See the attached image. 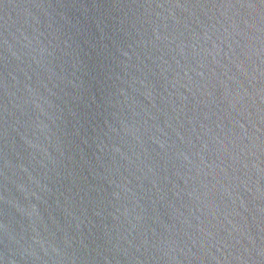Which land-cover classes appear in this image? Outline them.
Listing matches in <instances>:
<instances>
[{
  "label": "water",
  "instance_id": "water-1",
  "mask_svg": "<svg viewBox=\"0 0 264 264\" xmlns=\"http://www.w3.org/2000/svg\"><path fill=\"white\" fill-rule=\"evenodd\" d=\"M0 264H264V0H0Z\"/></svg>",
  "mask_w": 264,
  "mask_h": 264
}]
</instances>
